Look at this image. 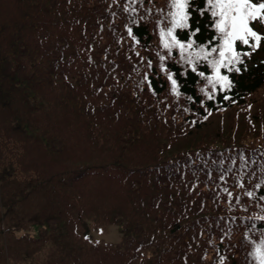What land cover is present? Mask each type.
<instances>
[{
	"label": "trees",
	"instance_id": "obj_1",
	"mask_svg": "<svg viewBox=\"0 0 264 264\" xmlns=\"http://www.w3.org/2000/svg\"><path fill=\"white\" fill-rule=\"evenodd\" d=\"M172 2L0 0V264H260L264 39L209 84L148 27ZM188 12L194 52L218 33Z\"/></svg>",
	"mask_w": 264,
	"mask_h": 264
},
{
	"label": "snow or ice",
	"instance_id": "obj_2",
	"mask_svg": "<svg viewBox=\"0 0 264 264\" xmlns=\"http://www.w3.org/2000/svg\"><path fill=\"white\" fill-rule=\"evenodd\" d=\"M207 2L211 8V15L215 18L214 28L218 33V43L210 48L200 47L193 52L189 50L194 48L195 41L185 44L177 38L175 35L176 29H187L190 26L189 0H173L172 7L174 11L170 14L171 26L167 30L160 29V41L169 55L173 49H178L181 58L185 59L187 64L192 65L191 71L194 73L196 72L194 60L207 62L214 72L213 76L207 77L208 83L212 85L220 84L226 88L228 87L229 78L221 74V69H227L229 72L233 70L239 72L241 69L236 65L243 64L242 55H250L249 52H238L236 42L239 41L242 45L248 46L254 51L264 39L251 26L252 22L264 24V0H207ZM127 31L129 36H133L131 27ZM192 35L195 36L196 32L194 31ZM133 39H135L134 36ZM185 54H187L186 57ZM213 54H216L218 58L209 59L213 57ZM159 59L164 61L166 56L160 55ZM151 63V61H148L149 67H151ZM161 69L166 70L163 64H161ZM199 75L203 76L204 73L201 72ZM168 79L171 81L172 91L179 95L176 79L171 74ZM209 98L211 99V97ZM239 187H243V184H240ZM225 191L227 190L225 189ZM228 195L231 196L232 194L229 192ZM246 195L251 197L253 193L247 192ZM261 199H264V197H261ZM257 219L264 221V216H259ZM256 254L260 264H264V251L259 246L256 248ZM220 264H224L223 257H221Z\"/></svg>",
	"mask_w": 264,
	"mask_h": 264
},
{
	"label": "rangeland",
	"instance_id": "obj_3",
	"mask_svg": "<svg viewBox=\"0 0 264 264\" xmlns=\"http://www.w3.org/2000/svg\"><path fill=\"white\" fill-rule=\"evenodd\" d=\"M121 236L122 232L118 227H111L109 232L104 235V239L109 242H118Z\"/></svg>",
	"mask_w": 264,
	"mask_h": 264
}]
</instances>
